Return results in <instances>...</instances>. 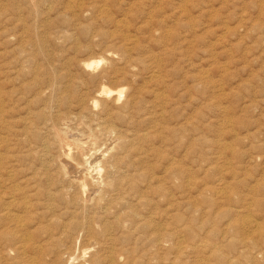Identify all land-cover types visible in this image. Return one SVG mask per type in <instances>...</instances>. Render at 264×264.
Returning <instances> with one entry per match:
<instances>
[{"label":"rangeland","instance_id":"1","mask_svg":"<svg viewBox=\"0 0 264 264\" xmlns=\"http://www.w3.org/2000/svg\"><path fill=\"white\" fill-rule=\"evenodd\" d=\"M103 86L125 92L98 116ZM67 112L79 138L117 128L86 152L121 139L88 204L57 167ZM0 121V210L22 222L0 264H264V0H0Z\"/></svg>","mask_w":264,"mask_h":264},{"label":"bare ground","instance_id":"2","mask_svg":"<svg viewBox=\"0 0 264 264\" xmlns=\"http://www.w3.org/2000/svg\"><path fill=\"white\" fill-rule=\"evenodd\" d=\"M108 56V55H107ZM110 56V55H109ZM111 57V56H110ZM113 57V56H112ZM112 59H110V61H111ZM108 62V61H107ZM103 63V60L101 59V60H99V61H92V60H86V62L84 61L83 63H82V68L85 70V71H91V70H94V69H97V67L100 65V64H102ZM104 64H105V62H104ZM107 65H108V63H107ZM106 65V66H107ZM95 72V71H94ZM105 74V73H104ZM109 76V75H108ZM33 88V87H32ZM47 90V89H46ZM27 91V90H26ZM124 92H125V89L123 88H120V89H118V90H111V89H109V88H107V87H101L100 89H99V91L98 92H96L95 94H94V96L92 97V98H90V100L88 101V102H90V105L93 107V109H97L98 107H102L101 109H100V111H99V114H98V116H101L100 115V112H104V107L105 106H108L107 104H109V105H114V103H117L118 101H120L121 99H123L122 97H123V95H124ZM78 101V100H77ZM79 102H80V100H79ZM78 102V103H79ZM84 102V101H83ZM127 102V101H126ZM78 103L77 102H75L74 101V104L76 105V106H78ZM107 103V104H106ZM72 105H73V103H71ZM82 104V103H81ZM88 104V103H87ZM72 105L70 106V107H72ZM129 104H127V106H128ZM131 105V104H130ZM87 107V106H86ZM83 108V107H82ZM83 109H85V108H83ZM86 110V109H85ZM103 110V111H102ZM110 111V110H109ZM89 111H87V113H88ZM58 114V113H57ZM68 114V112L67 113H61V114H58V115H56V117L54 118V117H52L49 121L51 122V124H49L48 126H50V130H51V132H55V134L54 133H52V135L54 134V137H57V139L55 140L57 143H56V149H58V151L57 152H59V157H60V159H61V161H60V166H57L58 167V169H59V167H60V173L61 174H63V177L65 178V180H67V183L69 184L68 186L70 187V186H72L71 188L73 189V188H75L76 190H77V194L80 196V199L82 200V202L83 203H87L88 201H90V200H93V199H91V198H94L95 196H94V194L96 195V194H99V196H100V193L102 192V189H104L103 187L105 186V185H108V182L110 181V179L112 178V177H114L115 178V175L116 174H118V170H119V168H117V165H118V163H117V160L116 159H113L114 157L116 158V156H114L113 155V150H115L114 149V146L116 145V143H118V141L120 140L121 141V139H119L120 138V136H118V137H116V140L114 139V141H115V144L113 145L112 143L111 144H108V145H106L103 149H102V147H100L101 149H99L98 151H96L97 149L95 148V152H91V153H89V151H87L86 152V147H87V144H88V141L91 143V146H93V143L95 142L94 141V139L96 140V138H94L93 136H95L96 134H95V132L97 131V133L101 130V133H102V131L104 132V133H115L116 132V130H117V128H116V130H113L114 129V127L111 125H109V126H104L103 124H102V122H101V124H97V123H95V124H97L96 126H94L95 128H100L99 130L97 129V130H93L92 128V130L90 129H88V127H87V129L89 130L88 131V134H86V135H89L88 137H85L86 139H83V132L84 131H82V133L80 134V135H82L80 138L79 137H76L75 135H73V133H72V135L70 134L71 133V131H70V129L68 128L69 127V122H72V121H77V125H78V122H79V118L81 117H83V119L85 118L84 116H82L81 115V113H80V115L79 116H75V115H73V116H68L67 115ZM85 114H86V112H85ZM97 114V113H96ZM102 114V113H101ZM93 115H95V114H93ZM93 115H91V116H93ZM103 115V114H102ZM162 115V114H161ZM90 117L89 115H86V117ZM97 118V117H96ZM95 118V119H96ZM104 118V117H103ZM88 119V118H87ZM94 119V120H95ZM82 120V119H81ZM86 120V119H85ZM90 120V119H89ZM93 120V121H94ZM97 120V119H96ZM105 120L106 119H104L103 120V122H105ZM45 122H47L46 121V119L44 120ZM84 121V120H83ZM1 122V121H0ZM45 122H44V124H45ZM59 122H63V124H64V126H65V130H64V133H62V129H61V131L58 129V123ZM74 122H72V124L74 123ZM92 122V121H91ZM111 122V121H110ZM98 123H99V121H98ZM109 123V122H108ZM48 123H46V125H47ZM62 124V123H61ZM63 124H62V127H63ZM72 124H70V125H72ZM76 124V123H75ZM91 124V123H90ZM80 125V124H79ZM83 125V124H82ZM86 125V124H85ZM44 126V125H43ZM43 126H41V127H43ZM73 126V125H72ZM71 126V127H72ZM102 126V127H101ZM40 127V128H41ZM47 126H45V128H46ZM86 127V126H85ZM84 127V128H85ZM92 127V126H91ZM44 128V129H45ZM49 128V127H48ZM59 128H61V126L59 127ZM38 129V128H37ZM46 130V129H45ZM50 130H49V132H50ZM48 131V130H47ZM74 131V130H73ZM81 131V130H80ZM119 131V130H118ZM117 131V132H118ZM86 133V132H85ZM84 133V134H85ZM100 133V132H99ZM103 133V134H104ZM51 134V133H50ZM56 135V136H55ZM116 135V134H115ZM118 135V134H117ZM49 137V136H48ZM53 137V136H52ZM54 137L52 138L53 140H54ZM96 137V136H95ZM114 137V136H113ZM112 137V138H113ZM98 138V137H97ZM115 138V137H114ZM45 139H47V138H45ZM88 140V141H87ZM87 141V142H86ZM109 141V140H108ZM123 141V140H122ZM89 143V144H90ZM109 143V142H108ZM48 144V143H47ZM55 144V143H54ZM97 144V143H96ZM105 144V143H104ZM51 143H50V147H51ZM95 145V144H94ZM98 145V144H97ZM103 145V144H102ZM48 146V147H49ZM54 146V145H53ZM52 146V147H53ZM96 146V145H95ZM94 146V147H95ZM99 146H97V148H98ZM119 147V146H118ZM37 148V147H36ZM44 148V147H43ZM88 149H90L89 147H87ZM120 148V147H119ZM50 149V148H49ZM125 149V148H124ZM123 149V150H124ZM47 150V149H46ZM51 150V149H50ZM118 151V149H116V153H118L117 152ZM86 152V153H85ZM131 152V151H130ZM56 155H57V153H56ZM117 155H121V154H117ZM123 155V154H122ZM127 156V155H126ZM125 156V157H126ZM122 157H124V156H122ZM128 157V156H127ZM126 157V158H127ZM108 158V159H107ZM119 158V157H118ZM129 158V157H128ZM127 158V159H128ZM56 160L58 159V158H55ZM129 159H131V158H129ZM129 159H128V163H129ZM136 160V159H135ZM134 160V162H136ZM15 161V160H14ZM171 161V160H170ZM121 162H123V161H121ZM125 162H127V161H125ZM137 162H139V161H137ZM55 163H57L58 164V162H56L55 161ZM170 163H172V164H174L173 162H170ZM56 164V165H57ZM124 164V163H123ZM130 164H131V162H130ZM130 164H128V166H127V168H129V165ZM125 165V164H124ZM132 165V164H131ZM126 166V165H125ZM132 167V166H131ZM44 168V167H43ZM120 168H122V167H120ZM135 168H137V167H135ZM167 168V167H166ZM32 169V168H31ZM45 169V168H44ZM124 169V168H123ZM171 169H173V167L171 168ZM19 170H21V169H19ZM122 170V169H121ZM133 170V169H132ZM169 170V169H168ZM7 172H9L8 170H6ZM135 171V170H134ZM133 171V172H134ZM139 171V170H138ZM11 172V171H10ZM40 172V171H39ZM38 172V173H39ZM59 172V171H58ZM127 172V171H126ZM129 172V171H128ZM128 172H127V174H128ZM137 172V171H136ZM59 173V174H60ZM121 173V172H120ZM122 174V173H121ZM134 174V173H133ZM133 174H132V176H133ZM139 174H141V172H139ZM139 174H138V176H139ZM124 175V174H123ZM136 175V174H135ZM143 175V174H142ZM145 175V174H144ZM60 176V175H59ZM13 177V176H12ZM37 177V176H36ZM36 177H35V179H36ZM58 177V176H57ZM57 177H56V179H57ZM119 177V176H118ZM117 177V178H118ZM124 177V176H123ZM129 177V176H128ZM5 178V177H4ZM26 178V177H25ZM58 179H59V177H58ZM57 179V180H58ZM62 179V178H61ZM128 179V178H127ZM63 181H64V179H62ZM113 180V179H112ZM111 180V181H112ZM124 180V179H123ZM10 181V180H9ZM31 181V180H30ZM34 181V180H33ZM47 181V180H46ZM111 181L109 182V184H111ZM115 181V180H114ZM118 181V180H117ZM122 181V180H121ZM132 181V180H131ZM0 182H2V181H0ZM6 182H8V181H6ZM5 182V184L7 185V183ZM57 182V181H56ZM116 182V181H115ZM36 183H37V181H36ZM55 183V182H54ZM58 183V182H57ZM64 183V182H63ZM118 183V182H117ZM3 184V183H2ZM47 184V183H46ZM45 184V185H46ZM66 184V183H65ZM114 184V183H113ZM12 185V184H11ZM48 185H49V183H48ZM62 185H64V184H62ZM149 185V184H148ZM61 186V185H60ZM66 186V185H65ZM125 186V185H124ZM56 187V186H55ZM59 187V186H58ZM69 187H67V189H69ZM34 188V187H33ZM48 188V187H47ZM61 188V187H60ZM108 188V187H107ZM14 189V188H13ZM16 189V188H15ZM7 190H9V188H5V190H4V194H6V196L9 194V192L7 191ZM40 189H38V188H35V190L33 191V192H31L30 193V191H28L27 193H29L28 194V197H29V199L31 198L32 199V197H34V196H36V195H39L40 194V191H42V190H40ZM60 190V189H59ZM75 190V191H76ZM15 191H17V190H14V192ZM63 191V190H62ZM66 192H70V190H65ZM19 191H17V193H18ZM35 192V193H34ZM43 192V191H42ZM46 192V191H45ZM48 192V191H47ZM50 192H52V191H50ZM66 192H62V193H66ZM68 192V193H69ZM74 192V191H73ZM67 193V195H69ZM50 194V193H49ZM102 194V193H101ZM48 195V194H47ZM66 195V194H65ZM64 196V195H63ZM94 196V197H93ZM142 196V195H141ZM38 197V196H37ZM46 197V196H45ZM51 197V196H50ZM59 197V196H58ZM65 197V196H64ZM103 197H105V196H103ZM102 196H100L99 197V199L100 198H103ZM112 197V196H111ZM121 197V196H120ZM124 197V196H123ZM140 197V196H139ZM10 204H14V203H16V201H17V199L15 198V197H12V196H10ZM98 198V197H97ZM30 199V200H31ZM51 199V198H50ZM62 199V198H61ZM78 199V201H80V203H81V200L77 197V196H75L74 198H73V201H75L74 203H76V200ZM145 199V198H144ZM5 200V199H4ZM3 200V201H4ZM19 200V199H18ZM53 200V199H52ZM57 200H59V199H57ZM95 200V199H94ZM93 200V201H94ZM102 200V199H101ZM106 200V199H105ZM143 200V199H142ZM141 200V201H142ZM22 201H25V200H22ZM97 201V200H96ZM117 201V200H116ZM140 201V200H139ZM146 201V200H145ZM145 201H144V203H145ZM18 202V201H17ZM39 202V201H38ZM37 202V203H38ZM20 203V202H19ZM140 203V202H139ZM20 204H24L23 202H21ZM35 204V203H34ZM41 204H43L42 202H41ZM53 204V203H52ZM82 204V203H81ZM88 204V203H87ZM87 204H85L86 205V209H87ZM104 205H107V204H104ZM139 206H141V204H138ZM143 205V204H142ZM11 206V205H10ZM28 206H29V203H28ZM42 206V205H41ZM84 206V205H83ZM108 206V205H107ZM20 207V206H19ZM26 208H28L27 206H25ZM40 207V206H39ZM78 207V206H77ZM2 208V207H1ZM13 208V210H11V211H14V207H12ZM82 208V207H81ZM85 208V207H84ZM109 208V207H108ZM16 209V208H15ZM30 209V208H29ZM28 209V210H29ZM52 209V208H51ZM20 210V209H19ZM18 210V211H19ZM22 210H23V208H22ZM31 210V209H30ZM85 210V209H84ZM109 210V209H108ZM81 211H83V210H81ZM132 211V210H131ZM15 212H16V210H15ZM22 212H24V211H22ZM27 212V211H26ZM126 212H128V211H126ZM41 213H42V211H41ZM40 213V214H41ZM130 213V212H129ZM18 214V213H17ZM13 215V216H8V215H10V212L9 211H4L3 212V210H0V221H9V223H8V226H9V224L10 225H12L13 227H12V229H10V228H6V229H1L2 227H0V229L2 230L1 231V233H0V236L2 237V238H4L3 240H5V242L4 243H7V249H6V251H10V252H12L13 253V251H17V250H19V246H22V244L20 245L19 244V238L15 235L16 233H14V232H12V230H14V229H16V230H18V228L20 227L18 224L21 222L20 220H21V217L19 216V215ZM24 214V213H23ZM28 214V213H27ZM54 214V213H53ZM64 214V213H63ZM81 214V213H80ZM104 214V213H103ZM122 214V213H121ZM127 214V213H126ZM126 214H125V216H126ZM38 215V214H37ZM108 215V214H107ZM131 215H132V217L131 216H128V217H131V218H133V217H135L136 215H133L132 213H131ZM36 216V215H35ZM44 216V215H43ZM123 217L122 218H125L124 217V215H122ZM22 217H23V215H22ZM26 217V216H25ZM118 217H120V216H118ZM128 217H127V219H128ZM137 217V216H136ZM35 218V217H34ZM55 218V217H54ZM83 218V217H82ZM131 218H129V219H131ZM146 218V217H145ZM42 219V218H41ZM49 219V218H48ZM127 219H125V220H127ZM135 219V218H134ZM121 220V219H120ZM138 220H139V217H138ZM147 220V219H146ZM42 221H43V219H42ZM131 221V220H130ZM132 221H133V219H132ZM38 222V221H37ZM80 222V221H79ZM122 222H126V221H121V223ZM134 222V221H133ZM143 222H146L145 220H140V221H138L137 223H138V225H143V227H144V224H142ZM22 223V222H21ZM115 224H116V221L114 222ZM135 223V222H134ZM32 224V223H31ZM30 224V225H31ZM70 224H71V222H70ZM124 224V223H123ZM117 225V224H116ZM118 225H120V224H118ZM134 226V225H133ZM146 226V225H145ZM5 227H7V226H5ZM4 227V228H5ZM31 227V226H30ZM41 228L43 227V226H40ZM39 227V228H40ZM148 227V226H147ZM24 228V227H23ZM38 228V229H39ZM40 228V229H41ZM57 228H58V226H57ZM72 228V227H71ZM83 227H81V231L83 230L82 229ZM145 228V227H144ZM159 229H161V228H159ZM11 230V231H10ZM21 230V229H20ZM26 230V229H25ZM42 230V229H41ZM73 230V229H72ZM75 230V229H74ZM27 231V230H26ZM36 231V230H35ZM43 231V230H42ZM79 231V230H78ZM80 231V232H81ZM158 231V230H157ZM166 231V230H165ZM18 232H19V230H18ZM51 232V231H50ZM60 232V231H59ZM79 232V233H80ZM35 233V232H34ZM78 233V234H79ZM164 233V232H163ZM30 234V233H29ZM61 234V233H60ZM78 234H77V236H78ZM157 234V233H156ZM19 235H20V233H19ZM18 235V236H19ZM75 235V234H74ZM166 236H167V234H165ZM165 236V237H166ZM61 238H62V236H60ZM59 237V238H60ZM64 237V236H63ZM68 237V236H67ZM79 237V236H78ZM152 237H155V236H152ZM22 238V237H21ZM24 238V237H23ZM164 238V237H163ZM162 238V239H163ZM68 239V238H67ZM157 239V238H156ZM23 240V239H22ZM48 240V239H47ZM148 240V239H147ZM146 240V241H147ZM1 241V240H0ZM149 241V240H148ZM26 242H28V241H26ZM156 242V241H155ZM8 243H10V246L8 245ZM149 243V242H148ZM160 243H161V241H160ZM159 243V244H160ZM48 244V243H47ZM158 244V243H157ZM43 245V244H42ZM41 245V246H42ZM64 245V244H63ZM161 246H163V245H161ZM25 247H27V244H26V246ZM30 247H34V246H30ZM36 247H38V248H35V250L36 249H38V251H39V246H36ZM44 247H45V244H44ZM28 248V252H29V247H27ZM43 248V247H42ZM21 249H22V247H21ZM24 249V248H23ZM111 249V248H110ZM32 249H30V251H31ZM81 250H85V249H81ZM5 251V250H4ZM5 251V252H6ZM33 251V253L34 254H39V252H42V249H41V251H39L38 253H35L34 252V250H32ZM79 251V250H78ZM2 253H4V252H2ZM23 253V252H22ZM1 254V253H0ZM11 254V253H10ZM15 254V253H14ZM121 254V253H120ZM1 255H3V254H1ZM17 255H19V253L17 254ZM4 256V255H3ZM55 256V255H54ZM78 257H76L75 255H72V256H70V258L68 259L69 260V264H85L84 263V261H83V259H84V256H82L81 258H79V254L77 255ZM124 256V255H123ZM123 256H121V257H123ZM55 257H57V256H55ZM110 257H111V255H110ZM118 257V256H117ZM30 258V257H29ZM121 259H123V258H121ZM0 260H2V259H0ZM35 260V259H34ZM99 260V259H98ZM50 261V260H49ZM97 260H95L94 262H96ZM32 262V261H31ZM30 262V263H31ZM111 262H112V260H111ZM114 262V261H113ZM98 263V262H97ZM29 264V263H28ZM55 264V263H54ZM111 264V263H110ZM114 264V263H113Z\"/></svg>","mask_w":264,"mask_h":264}]
</instances>
